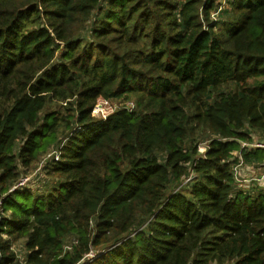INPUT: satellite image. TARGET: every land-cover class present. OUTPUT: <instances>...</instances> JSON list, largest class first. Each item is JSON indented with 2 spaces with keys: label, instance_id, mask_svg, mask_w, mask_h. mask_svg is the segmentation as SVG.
Here are the masks:
<instances>
[{
  "label": "trees",
  "instance_id": "1",
  "mask_svg": "<svg viewBox=\"0 0 264 264\" xmlns=\"http://www.w3.org/2000/svg\"><path fill=\"white\" fill-rule=\"evenodd\" d=\"M254 134L264 0H0V264H264Z\"/></svg>",
  "mask_w": 264,
  "mask_h": 264
},
{
  "label": "rangeland",
  "instance_id": "2",
  "mask_svg": "<svg viewBox=\"0 0 264 264\" xmlns=\"http://www.w3.org/2000/svg\"><path fill=\"white\" fill-rule=\"evenodd\" d=\"M119 105L118 101H113V105L111 104L112 107ZM111 113H113L111 110H109ZM110 113V114H111ZM253 138L256 140H263L259 134H254ZM53 152H49L48 154L42 156L36 165L31 167L28 171H26V174L24 175L25 177L23 179L26 180L24 186L30 187L32 190H37L40 194H42L45 189H48L50 187H53L52 184V179L48 174L47 170L45 171L44 167L46 164L49 162L51 159V155ZM249 168H244L243 171H241V179L244 178L247 181H242L239 183L240 187L248 190V189H254L255 187L264 186V183H261L260 185L254 181V178H257L264 174V168L260 166H253L248 164ZM252 169V170H251ZM21 182V181H20ZM15 251L18 254L19 258L23 259L25 257V249L22 244V242L17 243L15 246Z\"/></svg>",
  "mask_w": 264,
  "mask_h": 264
},
{
  "label": "built area",
  "instance_id": "3",
  "mask_svg": "<svg viewBox=\"0 0 264 264\" xmlns=\"http://www.w3.org/2000/svg\"><path fill=\"white\" fill-rule=\"evenodd\" d=\"M111 104L113 105V101H110V100L99 101L93 109V112H92L93 117L99 118V119H106L111 113L109 110L114 112L120 106L126 107L129 111H132L135 108V105L133 103L119 104V105H116L114 107H112ZM256 149L264 150V140H256L255 138H253L252 142H242L241 143V151H236L233 153V159L236 161V165L234 168V174H235L236 184L238 185V188H241L239 186L240 185L239 183H241L242 181H247L244 178L241 179V177H242L241 171H243L245 167L250 169L248 164L245 162V160L242 156V150L251 151V150H256ZM201 150H204V147H202ZM52 152L53 153L51 156L58 159V157H59L58 152L57 151H52ZM253 166H255V165H253ZM258 166H260V165H258ZM261 167L264 168V163L261 164ZM253 180L256 181L259 185L261 183H264V174H262L261 176H259L257 178H254ZM25 182H26V180L22 179L21 182L16 187L23 186L25 184ZM257 187L264 188V186L261 187L258 185H257ZM241 189H243V188H241Z\"/></svg>",
  "mask_w": 264,
  "mask_h": 264
}]
</instances>
